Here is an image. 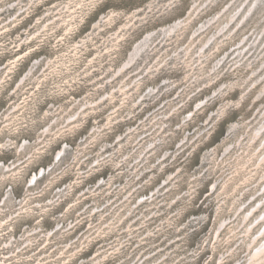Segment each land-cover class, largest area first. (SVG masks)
Here are the masks:
<instances>
[{"label": "rangeland", "instance_id": "rangeland-1", "mask_svg": "<svg viewBox=\"0 0 264 264\" xmlns=\"http://www.w3.org/2000/svg\"><path fill=\"white\" fill-rule=\"evenodd\" d=\"M0 264H264V0H0Z\"/></svg>", "mask_w": 264, "mask_h": 264}]
</instances>
